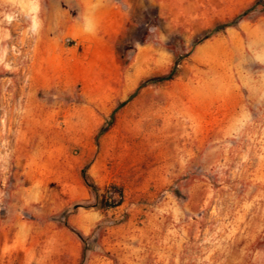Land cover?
Returning a JSON list of instances; mask_svg holds the SVG:
<instances>
[{"label":"rangeland","instance_id":"374dc122","mask_svg":"<svg viewBox=\"0 0 264 264\" xmlns=\"http://www.w3.org/2000/svg\"><path fill=\"white\" fill-rule=\"evenodd\" d=\"M252 1L0 0V264H264Z\"/></svg>","mask_w":264,"mask_h":264},{"label":"trees","instance_id":"16d2710c","mask_svg":"<svg viewBox=\"0 0 264 264\" xmlns=\"http://www.w3.org/2000/svg\"><path fill=\"white\" fill-rule=\"evenodd\" d=\"M251 14H256V15L264 14V0H253L250 5H248L247 7L243 8L242 10H240V12H238L231 20H229L227 22H223V23H218L215 26V28H213L211 30L210 35L215 34L216 32H218L222 28H225V27H228V26H235L240 20L248 19ZM175 63H176L175 65L177 67L178 61H176ZM153 80H155V79H153ZM83 178H84V180H85V182H86V184L88 186L92 187V189H94V190L96 189L95 185L93 183H89L87 181L88 180V176L85 173H83ZM115 204L116 203H114V202L106 203L105 205H100V208L107 209L108 207H111V206H113ZM69 228L75 234H77V236L84 242L85 236L82 233H80L79 231H76V229L74 227H72V226H69ZM84 257H85V253H84Z\"/></svg>","mask_w":264,"mask_h":264},{"label":"clouds","instance_id":"9594fccd","mask_svg":"<svg viewBox=\"0 0 264 264\" xmlns=\"http://www.w3.org/2000/svg\"><path fill=\"white\" fill-rule=\"evenodd\" d=\"M85 31L89 32L90 34H95V24L91 21H87L85 25Z\"/></svg>","mask_w":264,"mask_h":264}]
</instances>
